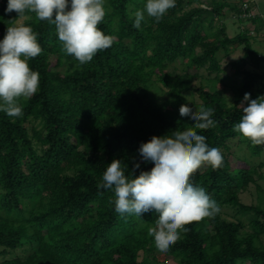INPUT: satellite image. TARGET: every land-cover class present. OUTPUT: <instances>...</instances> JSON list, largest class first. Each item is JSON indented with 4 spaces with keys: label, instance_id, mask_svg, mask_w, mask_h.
Listing matches in <instances>:
<instances>
[{
    "label": "trees",
    "instance_id": "obj_1",
    "mask_svg": "<svg viewBox=\"0 0 264 264\" xmlns=\"http://www.w3.org/2000/svg\"><path fill=\"white\" fill-rule=\"evenodd\" d=\"M7 2L0 0V39L8 27L30 25L42 52L29 61L40 81L32 97L19 99L23 115L0 111V264H264V160L240 164L232 150L245 144L251 157L264 158V144L233 130L245 93L264 96V71L248 67H260L264 55L250 29L231 37L224 20L230 10L239 28L257 24L255 0H176L159 22L146 14L139 29L133 14L146 0H105L99 28L113 43L84 64L64 52L54 24L7 13ZM237 47L245 54L222 78L219 54ZM201 70L216 77L205 82ZM201 105L214 108L217 125L197 131L220 149L223 165H203L191 181L221 211L188 223L160 253L148 236L158 217L121 216L114 192L100 187L102 176L114 159L129 178L150 171L141 143L190 130L179 110ZM252 185L258 203L246 204L241 195Z\"/></svg>",
    "mask_w": 264,
    "mask_h": 264
},
{
    "label": "clouds",
    "instance_id": "obj_2",
    "mask_svg": "<svg viewBox=\"0 0 264 264\" xmlns=\"http://www.w3.org/2000/svg\"><path fill=\"white\" fill-rule=\"evenodd\" d=\"M175 3L146 0L144 7L134 12L133 26L139 29L146 14L159 22ZM13 10L19 17L32 13L54 24L64 52L80 64L90 62L99 50L113 43V36L99 28L107 14L105 0H8L5 12ZM41 52L37 33L30 25L8 27L0 39V111L10 117L22 116L19 99L32 97L39 88L40 74L31 69L29 61ZM239 106L243 114L233 130L254 144H264V96L252 99L245 93ZM214 111L203 105L195 113L191 107H181L179 116L191 123L190 130L175 134L171 140L153 136L141 143L140 160L153 164L150 171L129 178L127 166L114 159L103 173L100 187L114 192L117 213L141 219L145 213L158 217L148 236L160 253H167L182 232L188 231V223L212 218L221 211L206 189L191 181L203 165L213 169L223 165L220 149L210 147L207 137L197 131L216 127ZM140 167V162L134 164L135 169Z\"/></svg>",
    "mask_w": 264,
    "mask_h": 264
},
{
    "label": "rangeland",
    "instance_id": "obj_3",
    "mask_svg": "<svg viewBox=\"0 0 264 264\" xmlns=\"http://www.w3.org/2000/svg\"><path fill=\"white\" fill-rule=\"evenodd\" d=\"M204 1L209 2L210 0H204ZM255 1H257L259 3L262 11L264 12V0H255ZM226 16H227V19L225 18L224 20H225V23L227 26L228 34L231 37H233L238 32H240L241 30H249L250 29L253 32L254 38L256 37L254 40L255 49H257L260 53H262L264 55V35H257L256 27H255L256 25L250 23L249 21H244L239 28L240 24L238 22H236L235 20H233L234 15L230 10H227ZM244 54H245V49L243 47L231 48L228 53L221 52L219 54V58L221 60V66L223 68V73L221 74L222 78H227L228 76H230L233 73L234 68L232 66V63L237 61L238 59L242 58L244 56ZM248 67L249 68L253 67L255 69H259L260 71H262V70L264 71V63L260 67L257 66V64L249 63ZM200 73L204 78H206L205 82H207L208 80L210 81V79H213L216 77V73L210 74L206 70H201ZM218 87L224 94H226L228 96L229 102L232 103L233 97H232L231 90L226 89L225 86L223 85V83H219ZM232 150L235 153L236 157H239L241 159V161H239L240 164H246V162L248 160V161H250L251 165H259L262 162V160H264V158L262 159V158L251 157L247 151V147L245 144L235 145V146L233 145ZM199 170L202 171L203 167H201ZM261 184L264 187V182H261ZM241 199L246 204H257L258 198H257L256 188L252 185L247 192H245L241 195ZM225 211L228 215H234L235 214V210H232V209H226ZM19 253H21V252H19ZM0 261H1V259H0ZM167 264H175V262L173 260H169Z\"/></svg>",
    "mask_w": 264,
    "mask_h": 264
},
{
    "label": "crops",
    "instance_id": "obj_4",
    "mask_svg": "<svg viewBox=\"0 0 264 264\" xmlns=\"http://www.w3.org/2000/svg\"><path fill=\"white\" fill-rule=\"evenodd\" d=\"M256 2L255 14L259 17V21L256 26V33L257 35H264V12L262 11L259 3Z\"/></svg>",
    "mask_w": 264,
    "mask_h": 264
},
{
    "label": "built area",
    "instance_id": "obj_5",
    "mask_svg": "<svg viewBox=\"0 0 264 264\" xmlns=\"http://www.w3.org/2000/svg\"><path fill=\"white\" fill-rule=\"evenodd\" d=\"M248 1H251V0H248ZM252 1H254V0H252ZM248 17H251L252 16V14H249V15H247Z\"/></svg>",
    "mask_w": 264,
    "mask_h": 264
}]
</instances>
